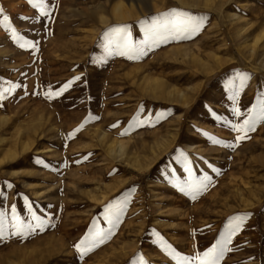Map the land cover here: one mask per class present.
I'll use <instances>...</instances> for the list:
<instances>
[{
	"label": "rangeland",
	"instance_id": "rangeland-1",
	"mask_svg": "<svg viewBox=\"0 0 264 264\" xmlns=\"http://www.w3.org/2000/svg\"><path fill=\"white\" fill-rule=\"evenodd\" d=\"M115 1L45 0L42 16L29 0H0V20L20 37L0 24V89H10L0 100V264H186L229 236L219 264H264V120L232 128L264 99V47L251 54L254 34L244 43L235 33L264 22V0H232L223 13L203 0H123L135 3L130 19L111 13ZM173 11L203 17L201 30L160 38L139 58L108 54L110 29L139 47ZM239 74L248 78L233 99ZM97 234L103 242L81 255L75 246Z\"/></svg>",
	"mask_w": 264,
	"mask_h": 264
},
{
	"label": "snow or ice",
	"instance_id": "snow-or-ice-1",
	"mask_svg": "<svg viewBox=\"0 0 264 264\" xmlns=\"http://www.w3.org/2000/svg\"><path fill=\"white\" fill-rule=\"evenodd\" d=\"M29 3L33 5V7L38 8L40 10V14L42 16H50V13L46 11V7L48 6L45 0H29ZM0 13H3V9L0 8ZM203 17L197 18L191 15L185 14L181 11H173L163 16L154 19L151 28L149 29L150 36L149 39L144 41L143 45L136 46L130 35L127 34L126 29L124 28H113L110 29L109 32L104 34L105 39L108 41L106 47L109 55H119L126 56L128 59L139 58L146 54L144 47L151 46V43L156 42L158 39H191L194 34H197L202 27ZM0 24H3L5 28H9L12 33V39L18 41L20 37L17 34V30L15 28H10L9 25V17L7 15L3 16V19L0 20ZM20 47H31L36 48L35 44L32 43H22ZM248 77L246 74H239L236 79L230 81L229 88L234 90L233 99H235L239 95V90L244 87V81ZM80 77H76L75 80H79ZM75 81H69L65 83L59 90L56 92H52L49 90L45 93V95L52 99L54 97H58L63 94V92L67 91ZM10 91V89H0V100L5 98V92ZM237 115H240L239 108L235 109ZM252 112L255 115L249 116V119H246L243 124H233L232 128L241 133H246L249 130H253V125L255 124L257 119L264 120V99H261L259 110L253 109ZM83 127V125L81 126ZM115 127V125L113 126ZM75 131H80V128ZM75 132L72 134L74 135ZM207 134V133H206ZM244 136L237 137V139H243ZM215 143H220L221 141L215 140ZM231 146V145H229ZM15 212V210H13ZM3 213H0V239H3ZM15 223L13 224V228L15 231L12 233L13 235H22L24 224L19 219V217L13 216ZM34 220H39V217H33ZM239 219V218H238ZM39 226V225H38ZM31 227V226H30ZM230 228L233 226L230 224ZM236 229L239 228V225L235 226ZM35 230V229H33ZM235 230V229H234ZM99 236V240L94 239L93 237L86 236L84 240H82L75 247L84 255L94 249L98 243L103 242V234H97ZM231 236L228 237L227 240L214 244L207 251L201 253H197L193 257H180L182 261L186 262V264H195L196 261H199V264H219L221 258L224 256L226 251H231V249L227 248V244L230 241Z\"/></svg>",
	"mask_w": 264,
	"mask_h": 264
},
{
	"label": "bare ground",
	"instance_id": "bare-ground-1",
	"mask_svg": "<svg viewBox=\"0 0 264 264\" xmlns=\"http://www.w3.org/2000/svg\"><path fill=\"white\" fill-rule=\"evenodd\" d=\"M180 4L182 5H188L189 2L191 0H177ZM195 4H199L201 3L200 0H192ZM217 1H219L218 3H216ZM232 0H203V5L205 4V6L211 7L213 6L215 9H219L222 13L224 12L223 8L225 6H227V3H231ZM191 3V2H190ZM135 3L133 1H130L127 5V7H125V3L123 0H116L113 4H112V8H111V13L116 16V18H127L130 19L132 17V11H134L135 9ZM215 4V5H214ZM162 5H164V3H162ZM155 7V5H153ZM158 7V5L156 6ZM147 10H151V7H147ZM219 11V12H220ZM104 15V14H103ZM233 17L235 18V22H234V26H238L240 23V18L237 17V14H233ZM102 21H105V17L101 15ZM245 20V19H243ZM261 21V20H260ZM104 23V22H103ZM261 26H264V22H260L257 25L255 24H251L250 21H246L243 23V25L241 27L238 26L237 31L235 32L238 35V39L243 40L242 42L247 43L249 42L248 39L250 40V38H253V42L249 45H247L246 50H249L251 54H254L257 52V50L262 47H264V27L262 28V30L260 32H258L257 34H255L254 32L256 29L258 30V28H260ZM252 34H254L253 37ZM240 42V41H239ZM246 48V47H245ZM215 61L220 65H222V62L220 61V58H215ZM200 65L205 66L204 63H200ZM6 119V118H5ZM4 119V120H5ZM0 120H2L0 118ZM3 121V120H2ZM105 138V135L104 137ZM2 142V141H1ZM26 144V143H24ZM113 143L109 144L111 150H113ZM29 145V143H28ZM27 147V146H26ZM119 148V155H124V147L123 145H118L117 146ZM190 147V146H189ZM117 149V148H116ZM129 158V157H128ZM129 161V160H128ZM165 197V196H164ZM243 200V199H242ZM180 210L179 208H175L174 210H172V212L174 211H178ZM171 211V210H170ZM182 211V210H180ZM178 214V212H177ZM180 214V213H179ZM176 215V214H174ZM180 225V224H179ZM137 247V246H136Z\"/></svg>",
	"mask_w": 264,
	"mask_h": 264
}]
</instances>
